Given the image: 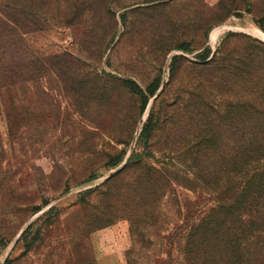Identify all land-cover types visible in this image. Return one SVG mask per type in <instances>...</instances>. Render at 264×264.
Masks as SVG:
<instances>
[{"label":"rangeland","instance_id":"1","mask_svg":"<svg viewBox=\"0 0 264 264\" xmlns=\"http://www.w3.org/2000/svg\"><path fill=\"white\" fill-rule=\"evenodd\" d=\"M37 1L29 84L0 98V264H221L205 238L264 94V0ZM125 80L160 88L143 108ZM241 244L264 263V233Z\"/></svg>","mask_w":264,"mask_h":264},{"label":"trees","instance_id":"2","mask_svg":"<svg viewBox=\"0 0 264 264\" xmlns=\"http://www.w3.org/2000/svg\"><path fill=\"white\" fill-rule=\"evenodd\" d=\"M38 4L37 0H0V98L7 90L11 93V90H17L22 80L29 84L36 54L28 48L27 29L32 24H38L34 15L35 11L42 9ZM258 24L264 28V19L258 21ZM180 49L188 52L185 46ZM177 61L178 58H175L174 64ZM229 61L226 57L221 59L217 63L218 68L231 70L233 66L228 65ZM123 84L132 94L142 98L143 108L148 104V96H155L160 88L159 82L146 91L134 81L125 80ZM239 108V120L253 125L252 131L241 132L242 142L229 151V163L241 168L239 186L231 202L226 204L220 226L217 225L209 234V228L206 227V247L212 250L211 254L221 264H235L241 242L248 235L264 233V94L259 102L244 101ZM152 131L150 121L139 137L140 146L147 147ZM122 162V157H116L109 167L116 168ZM212 259L211 263L216 261ZM6 264H11V261Z\"/></svg>","mask_w":264,"mask_h":264}]
</instances>
